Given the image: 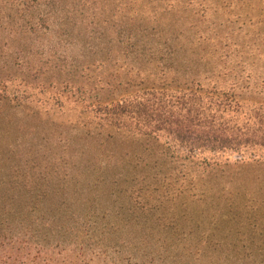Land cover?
<instances>
[{
	"label": "trees",
	"instance_id": "16d2710c",
	"mask_svg": "<svg viewBox=\"0 0 264 264\" xmlns=\"http://www.w3.org/2000/svg\"><path fill=\"white\" fill-rule=\"evenodd\" d=\"M18 121L51 131L3 144L0 264H204L190 205L238 219L218 185L264 162V0H0V140Z\"/></svg>",
	"mask_w": 264,
	"mask_h": 264
},
{
	"label": "rangeland",
	"instance_id": "374dc122",
	"mask_svg": "<svg viewBox=\"0 0 264 264\" xmlns=\"http://www.w3.org/2000/svg\"><path fill=\"white\" fill-rule=\"evenodd\" d=\"M256 99L254 95H249L243 101L246 104H252ZM19 125H23V128L28 130L24 131L21 128L18 130L13 124L9 129V137L0 140V148L2 147L0 153L5 143L23 139L30 140V138L38 139L51 131V128L43 127L41 123L33 124L34 128L29 126V122L27 124L19 122ZM62 131L68 137L69 135L75 137L78 133L67 127ZM121 172L128 173L122 170ZM73 184L76 189L78 187L81 191H85L86 194L84 193L83 197L86 200H93L97 203H100L99 199L106 191L99 185L97 187L87 185L82 189L83 185L79 180H75ZM218 187L225 188L230 193H232L230 189L238 193L236 198L231 194L227 199H230L232 203L237 201V205L240 206V209L237 210L239 217L235 219V210L232 205L230 206V203L220 204L216 197H211L210 201L206 203L199 202L190 205V211L197 215L199 222L204 227L210 226L224 235L218 244L217 251L209 253L204 264H264V162L226 175ZM180 207V211L186 208L184 202Z\"/></svg>",
	"mask_w": 264,
	"mask_h": 264
}]
</instances>
